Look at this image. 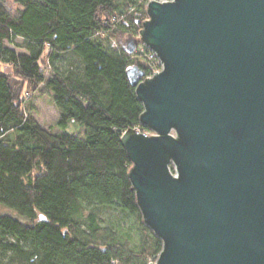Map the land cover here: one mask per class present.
<instances>
[{
    "label": "trees",
    "instance_id": "16d2710c",
    "mask_svg": "<svg viewBox=\"0 0 264 264\" xmlns=\"http://www.w3.org/2000/svg\"><path fill=\"white\" fill-rule=\"evenodd\" d=\"M148 3L0 0V203L26 218L0 215V264H148L163 250L121 142L129 128L153 131L126 77L145 62L123 43L142 30ZM40 87L53 92L57 124L82 130L38 124L23 91Z\"/></svg>",
    "mask_w": 264,
    "mask_h": 264
},
{
    "label": "water",
    "instance_id": "95a60500",
    "mask_svg": "<svg viewBox=\"0 0 264 264\" xmlns=\"http://www.w3.org/2000/svg\"><path fill=\"white\" fill-rule=\"evenodd\" d=\"M146 11L141 41L164 69L143 81L135 64L126 77L155 134L129 128L121 142L163 240L157 264H264V0H149Z\"/></svg>",
    "mask_w": 264,
    "mask_h": 264
},
{
    "label": "rangeland",
    "instance_id": "374dc122",
    "mask_svg": "<svg viewBox=\"0 0 264 264\" xmlns=\"http://www.w3.org/2000/svg\"><path fill=\"white\" fill-rule=\"evenodd\" d=\"M167 1V0H166ZM139 34H136L137 40V48L133 55H138L136 51L139 49L138 47H144L142 44L143 42L141 41V33L140 31L138 32ZM127 41L126 37L123 38V43ZM23 43V40L20 38H17V41L15 42V45H12V47L17 50V52H25L26 50L21 47V44ZM10 45L9 43H7ZM139 57L144 61L143 57L139 55ZM140 59V60H141ZM145 62V61H144ZM6 72H12V69L10 67H4ZM50 75L46 74V78H49ZM45 83L41 85V87H44ZM38 90H27L25 89L23 91V98H24V109L29 114H32L38 124H40L42 127L49 129L52 133H58V132H69V133H75L78 130H82L81 125L78 123H70L67 127L62 129L59 124H57L60 113H58V109L53 102V92L48 90L45 91V93L40 92V89ZM155 134L154 131L149 132V135ZM3 214H8L11 215L12 217L17 218L21 222H25L26 218H24L22 215L19 214L15 209L10 208L9 206L5 204L0 203V215Z\"/></svg>",
    "mask_w": 264,
    "mask_h": 264
},
{
    "label": "built area",
    "instance_id": "2783aa9c",
    "mask_svg": "<svg viewBox=\"0 0 264 264\" xmlns=\"http://www.w3.org/2000/svg\"><path fill=\"white\" fill-rule=\"evenodd\" d=\"M144 44V43H142ZM144 47H138L139 49L136 51L138 55L143 57L145 61V78L143 81L149 80L154 78L156 74L161 72L164 69V65L160 59V57L146 44L143 45ZM146 134L149 135L148 131H145ZM158 257L156 259L150 258L148 264H157Z\"/></svg>",
    "mask_w": 264,
    "mask_h": 264
}]
</instances>
